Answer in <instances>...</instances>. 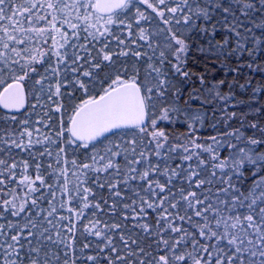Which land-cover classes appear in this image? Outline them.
Returning <instances> with one entry per match:
<instances>
[{
    "label": "snow or ice",
    "instance_id": "6c2138e0",
    "mask_svg": "<svg viewBox=\"0 0 264 264\" xmlns=\"http://www.w3.org/2000/svg\"><path fill=\"white\" fill-rule=\"evenodd\" d=\"M139 2L152 9L164 24L171 25L174 21L181 28L173 31L169 27L163 43L155 47L149 43L148 47L152 52L150 56L139 50L131 52V55L137 58V62L147 57L149 70L146 74L142 75L136 64L125 66L126 62H122L119 68L114 67V74H107L97 79L92 69H100L104 63L114 66L116 63L114 56L130 55V50L112 52L109 43L110 38L117 40L118 44L125 43L115 35L114 28L125 24L129 11L134 7L133 0H0V85H3L0 90V106L5 109L23 108L26 101L24 82L30 79L39 86L35 91L45 94L35 97L38 104L45 97L48 101H53V96L61 97V89L67 87L69 83L73 89L84 93L86 97L81 98L79 103H72L67 126L61 121L55 132L56 140H52L51 136H45V140L51 143H58L63 137L69 145H76L85 150L89 149L90 145L93 147V154L89 157L91 163H77L76 159L71 160V165L76 170L73 175L79 181L75 185V196L67 188V183L61 192L59 208L63 209L66 205H71L73 200L80 205L78 209L68 207V211L74 213L75 221L73 217H60L61 220L69 221L67 232L72 234L67 241L62 239L57 241L67 249L63 252V264H76L74 258L76 223L85 219V210L89 208L103 210L99 202L89 201V197L95 195L92 189L81 185L86 184L89 172L95 175L100 172L107 173L110 169L117 175H122L125 185L136 180L145 183L146 187L142 190L147 195L141 196L137 192L139 203L133 200L123 207L129 209L132 213L131 219L138 222L147 217L148 210L157 212L155 225L143 222L137 223L136 227L149 234H153V227L158 229L154 235L157 237L155 243L159 252L157 255L148 253L146 260L130 259L137 257L136 251L132 249V245L137 244V241L121 232L119 239L125 249V254L121 255L110 233L126 225L113 223L105 224L101 228L100 221L95 220L89 221L88 225L83 227V232L99 239L98 254L87 255L86 261L92 264H101L102 260L104 264H264V139L244 136L239 129H236L225 132L220 137L212 136L211 144H199L190 132L187 137L188 144L197 151H192V148L182 142H177L175 146L169 145L166 150L167 152L182 150L187 153L183 156L185 161H191L193 156L199 157L200 150L210 154L212 175L216 176L219 171L221 181L227 185L220 191L228 193L232 190L230 200L219 202L223 208L211 201L205 203L207 198L202 199L194 190L180 188L176 198L177 194L171 193L168 185L172 183L173 176H178L180 173L176 169H168L167 166L161 170L160 164L151 161V152L137 151L140 143L137 134L146 133L148 127H151V140L148 143L155 141L154 154L156 157L161 156V150L168 143V136L164 131L157 130L158 120L171 121L173 117L179 119L183 116L185 121H193L189 125L190 129H194L196 123L202 122L203 118L200 114L193 115L190 107L181 108L171 100L173 96L179 97L180 93L160 67L167 63L171 65L175 74L184 78L189 76L185 66L190 51V37L183 33H191L194 30L207 33L208 27H199L197 22L201 19L211 21L213 18L211 9H218L225 14V20L231 16L236 21L228 28L237 37L235 51L240 53L243 50L248 51L250 56L255 55L256 51L264 46V0H236L238 5L236 11H233L231 5L225 6L223 0H212L210 4L206 0H139ZM136 14L139 18L137 24L140 20L147 22L149 19L139 8H136ZM237 16L242 19H237ZM40 21H44L47 27L35 26ZM127 27L131 36L132 25L129 23ZM211 27V35L215 36V25ZM65 29L71 30V36ZM257 30L259 36L254 34ZM57 36L59 40L56 39ZM81 36H83L82 42ZM49 39L52 42L51 47L47 51H42L41 47L48 44ZM139 39L149 40L150 34L141 28ZM249 41L251 48L248 47ZM38 43L40 46H37ZM227 43L228 41H224V44ZM91 44L99 45L95 49V55L89 48ZM208 44L207 53H204L203 48L199 49L208 55H214L215 49L224 46L214 44L211 40ZM69 50L72 52L71 64L76 67L70 68L67 63ZM45 56L49 57V61L51 57H55L56 65L51 69L45 68V74L39 75L36 79L32 74L37 73L36 64H43ZM156 57L158 58L153 64L151 61ZM85 64L88 65V69L84 68ZM60 65H64L63 71L66 72L70 68L71 72L80 75L74 81H69L67 77L63 80L57 79L54 86L48 83L45 88L49 71L52 76H58L62 71ZM5 75L8 76L7 81L3 79ZM199 80L201 84L205 83L203 76L199 77ZM224 83L219 81L218 84H209L207 87L212 96L227 102L232 97L222 94L219 90ZM68 95L75 101L74 93ZM193 98H198V94H194ZM53 103L56 104L57 113L64 108L62 101H53ZM232 117H235V113ZM12 119L15 120V117ZM250 127L260 131L264 136V128H258L255 123ZM20 135L22 137L27 135V144L11 140V145L16 148H30L33 145L32 132L25 128ZM109 137L121 139V143L125 145L123 153L119 143L107 147L104 154L95 151L94 142L102 144L101 138L107 140ZM228 137L232 139L228 140ZM0 143L7 144L8 141L0 139ZM36 143L40 141L37 140ZM221 150L230 154L221 159L218 154ZM44 151L48 155L52 154L47 148ZM61 153H65L64 148H59L57 164L61 162ZM43 154L42 152L41 155ZM122 154L125 164L123 169L114 159L121 157ZM98 161H105L102 168L96 167ZM64 163H68L67 159H64ZM203 163L204 161L201 160L200 164ZM22 166L25 174L17 177V162L0 158V219L6 221L0 223V264H51V259L59 261L61 254L52 252L50 256L39 241L37 245H33L29 238L37 236V232L33 229L40 228V224L33 219L34 215L42 216L48 225L55 227L52 220L47 217L53 216L57 212V207L52 205L45 216V210L39 207L38 203L44 197L35 194L40 193L42 187H46L52 200H55L56 193L52 191L53 185L46 183L44 177L40 175L39 163L35 166L34 178L26 174L30 167L29 163L24 161ZM188 168L190 169L187 173L189 184H194L195 188L199 189L207 183L199 178L200 172L192 169L190 164ZM67 171V168L60 169V175L65 177V181H67ZM157 173L164 175L167 183L162 184L150 178ZM81 176L84 177L83 180L80 179ZM234 178L241 182L249 181L243 192L233 183ZM96 181L98 182V177ZM120 183L121 180L108 183L109 189L116 197H121ZM20 186L24 188L22 195L18 191ZM104 186L103 183L99 184L101 188ZM65 193H68L67 200L63 199ZM173 199L175 202H172ZM49 203L51 204V201ZM181 203L184 209L183 215L180 214ZM116 207V203L113 202L111 210H115ZM239 208H245L246 212H239ZM32 209H36L35 213ZM21 214H25L26 217V222L22 225L18 221L7 219L8 216L21 217ZM193 217L200 218L196 221L198 231L195 234L189 233L183 227V222L187 220L191 223ZM123 219L128 220L129 216L125 214ZM48 230L44 227L39 235L43 236ZM165 233L178 235L166 237ZM56 236L59 238V231L56 232ZM22 240L28 244L27 249ZM47 240L51 241L52 236H47ZM82 247L88 249L90 244L84 243ZM189 247L191 251L188 250ZM139 252L144 255V248H139ZM105 253L106 256L101 255Z\"/></svg>",
    "mask_w": 264,
    "mask_h": 264
},
{
    "label": "trees",
    "instance_id": "16d2710c",
    "mask_svg": "<svg viewBox=\"0 0 264 264\" xmlns=\"http://www.w3.org/2000/svg\"><path fill=\"white\" fill-rule=\"evenodd\" d=\"M207 3H211L212 0H206ZM225 6L231 5L233 11L238 9L236 0H223ZM134 7L129 11L128 16L125 19V24L118 25L114 28V33L121 40H124V44H118V41L110 38L109 49L112 52H119L120 50H130V55L128 57L123 56H114L113 59L116 61L115 65H109L104 63L101 65L100 69H92L94 76L99 79L105 77L107 74H114V67L119 68L122 62H126L125 66H131L136 64V67L140 70L141 74H146L148 69V59L143 57L137 62V58L131 55L132 51H141L142 53H148L152 55L151 49L148 47V44L151 43L153 47L157 44L163 43L166 30L171 27L173 31L180 29V25H176L174 21L171 25L164 24L163 20L148 8L146 4L140 3L139 0H133ZM174 6V5H173ZM136 8H139L145 16L149 17L148 21L140 20L139 24L136 21L139 19L136 14ZM212 11V20L204 21L201 19L197 22L199 27H208L209 31L207 33H201L198 30H194L191 33H183L186 36H189L190 51L188 53L187 64L185 70L189 72L187 78L181 77L174 73L170 64L160 65L164 74L170 79L171 83L176 86L179 90V97L173 96V100L177 106L181 108L190 107L192 109L193 115L200 114L202 116V122L196 123L194 129H190L189 125L193 121H185L183 116L179 119L173 117L171 121L168 120H158L156 125L157 130L164 131L168 136V143L164 145V149L161 150V156L156 157L154 154V145L155 141L148 143L151 140V131L152 128L148 127L146 133H138L137 138L140 143L137 146V151L144 150L146 153L151 152V161L153 163L160 164L161 170L167 166L168 169H176L180 175L173 176L172 183L168 185V189L171 193H176L178 198V190L184 188L186 190H194L197 192V195L202 199L207 198L205 203L211 201L213 204L223 208L219 202L221 200H230L232 196V190L228 193L220 191L221 188L226 187L227 185L223 183L220 179L221 173L217 171L216 176L212 175V161L210 154L203 153L200 150L199 157L193 156L191 161H185L183 156L187 155L182 150L167 152L169 145L175 146L177 142H182L185 145H188L190 148L192 146L188 144L187 137L190 132L195 136L196 142L199 144H211V137L217 136L220 137L221 134L225 132H231L236 129H239L244 136H255L256 138L264 139V136L261 135L260 131L250 127L251 124L255 123L258 128H264V46L256 51L255 55L250 56L248 51H241L237 53L236 40L237 37L235 34L228 30V28L235 24L236 21L228 17L225 20V14L218 9H211ZM237 19H242L237 16ZM131 24V33L129 36L128 24ZM212 25H215L216 34L215 36L211 35ZM27 26V25H26ZM35 26L37 27H47L44 21L38 22ZM143 28L146 33L150 34L149 40H140V29ZM69 36H71V30L65 29ZM243 33V29H241ZM255 35L259 36V30H257ZM59 40V36L56 37ZM213 41L214 44L224 45L222 48L215 49L214 55L204 54L207 53L209 41ZM83 41V36H81V42ZM132 41H135L133 43ZM224 41H228L227 44H224ZM52 45L51 39L48 40V44L41 47L42 51H47ZM37 46H40L39 43ZM99 45L91 44L89 48L92 49V54L95 55V49ZM248 47L251 48V42L249 41ZM203 48L204 53L199 49ZM63 51V49L61 50ZM72 52L69 50L67 63L71 67H76V65L71 64ZM151 61L155 64V59ZM83 63V61H81ZM56 65V58L44 57V63H37V73L32 74L36 79L39 78V75L45 74V68L51 69ZM248 65H251L249 67ZM61 74L58 76H52L49 71V79L45 81V88H47L48 83H52L53 86L57 79L63 80L65 77L69 81H74L80 74L71 72L70 68L68 71H63L64 65H60ZM85 69H88V65H84ZM235 70V71H233ZM203 76L205 78V83L201 84L199 77ZM83 78V77H81ZM6 81L8 76L3 77ZM219 81H224V86L220 88L222 94H227L232 97L231 100L225 102L221 101L210 94V91L207 85H216ZM10 82V81H9ZM25 89L27 92V106L26 109L20 113L12 114L8 113L0 108V139L8 141L7 144L0 143V158L6 159L9 162L15 161L18 164L16 170L17 177L21 174H25L23 169V162L27 161L30 167L27 170L28 175H31L33 178L36 174V164H40V175L45 179L46 183L53 185L52 191L56 193V199L52 200L51 195L49 194V189L46 187L41 188L40 193H36V196H43V199L39 200V207L45 210L44 215L46 216L47 211L52 205L57 207V212L47 219H51L55 227L48 225L46 220L42 216L34 215L33 219L40 224L39 229H33L37 232V236L30 237L33 245H37V241L49 252L51 256L52 252H59L61 254L60 260L51 259V264H63L64 256L63 252L67 251L64 248L63 244L58 243V239L67 241L71 233L67 232V228L70 226L68 220H61L60 217H73L75 221L74 213L68 211V207L79 208L80 205L76 203V200L72 201L71 205H66L65 208H59V203L62 199L61 192L63 191L65 183H67V188L71 191V194L75 196V185L79 182L77 177L73 175V172L76 170L71 165V160L76 159L77 163L88 162L91 163L89 157L93 154L92 145L89 146V149L85 150L83 148H78L76 145H69L65 142L64 138L61 137L58 143H51L48 140H45V136H51L52 140H56L55 132L59 128L61 121L64 125L67 126L68 116L71 112L72 103H79L81 98H86L84 93L79 90L73 89L71 83L67 87L61 89V97L53 96V101H62L64 103V108L61 112L57 113L55 111L56 104L53 101L46 100V97L41 99L38 104L36 101V96L45 94H40L35 91L39 86L34 84V80L30 79L24 82ZM243 85V87H241ZM3 85H0V90H2ZM69 93H74L76 99L73 101L69 97ZM95 94V93H93ZM194 94H198V98H193ZM35 105V107H33ZM43 105V106H41ZM235 113V117H232V114ZM15 117V120L12 119ZM27 121V123H25ZM47 125V126H45ZM27 128L32 132L33 145L30 148H16L11 145V140H16L17 142H23L27 144L28 137L27 135L21 136L20 133ZM231 137H228V140H231ZM39 140L40 143H36ZM103 140V143H96L95 151L100 154H104L107 147H112L113 143L121 144V151L123 153V148L125 145L121 143L119 137H109V139ZM111 141V143H110ZM215 147V145H213ZM51 151V155H48L45 152V149ZM59 148H64L65 153H61V162L59 164L57 161V153ZM192 151H197L195 148H192ZM44 153L41 155V153ZM221 159L226 158L230 153L224 152L221 150L219 153ZM129 157L131 154L129 152ZM64 159H67L68 163H64ZM121 168L125 167L123 154L119 158H114ZM203 160L204 163L200 164V161ZM105 161H98L96 167H103ZM191 165L192 169L200 172V179L207 181L199 189L195 188L194 184H189L187 182V173L190 170L188 165ZM51 165V168H49ZM199 165V167H197ZM67 168V181L65 177L60 175V169ZM201 169H203L201 171ZM55 170V171H54ZM231 174V173H229ZM247 175V174H246ZM98 177V182L96 178ZM153 180H158L160 183H167V178L161 174H153L151 177ZM81 180L84 179L83 176L80 177ZM121 180L120 188L121 197H116L113 195V191L109 189L108 183L116 182ZM103 183L105 186L103 188L99 187V184ZM233 183L241 189L243 192L244 189L248 186L249 181H238L236 178L233 179ZM39 187V182H37ZM90 187L95 194L94 197L90 196L89 201L91 203L99 202L102 207V211L89 208L85 210L84 216L85 219L76 223V242H75V256L76 264H92L90 261H86L87 255H97L98 249L97 244L99 239L87 235L83 232V227L87 226L89 221H100V227L103 228L105 224L120 223L126 225L122 229L114 230L110 233L113 236L114 244L120 249L121 255L125 254L124 246L122 245L119 235L121 232L125 234L126 237H131L137 241V244L132 245V249L136 251L137 257L130 259H147V254L151 253L152 255H157L159 249L156 247L157 237L154 235L158 229L153 227L152 233L149 234L144 232L141 228L136 227L137 223L147 222L149 225H155L157 212L148 210L147 217L142 221H136L131 219L132 213L129 209L123 207L126 203H131L133 200L139 203V197L136 195L137 192L141 196H146V192L143 191L146 187L145 183L139 180L130 181L128 185L123 183L122 175H117L113 170L109 172H100L98 174H93L89 172L88 179L86 184L81 185V187ZM18 191L22 195L24 192L23 186L18 188ZM163 195V194H161ZM68 193L64 194L63 199L67 200ZM51 201V204L49 203ZM105 201L107 203H105ZM115 202L117 207L115 210H111L112 203ZM175 202V199L172 200ZM180 214H184L183 204L179 206ZM35 213L36 209H32ZM239 212L245 213V208H239ZM95 213V215H93ZM127 214L129 216L128 220H124L123 216ZM191 214V213H190ZM210 215V214H209ZM211 218V216H210ZM8 220L14 222L18 221L21 225L26 222L25 214H21V217H7ZM200 220L198 217H193V221L189 223L187 220L183 222V227L189 231V233L195 234L198 229L196 228V221ZM0 223H6L4 219H0ZM177 223H180L177 221ZM203 223V221H201ZM47 227L49 230L47 233H44L43 236L39 235V232L43 231V228ZM59 231V238L56 236V232ZM107 231V229H105ZM51 235L52 240H47V236ZM166 237L169 235L175 236L178 234H164ZM199 239V237H197ZM22 243H25V249H27L28 244L22 240ZM89 243L90 248L83 249V244ZM139 248H144L145 254L141 255ZM192 249L189 247L188 249ZM101 255H107L101 254ZM101 264H104V261H101Z\"/></svg>",
    "mask_w": 264,
    "mask_h": 264
},
{
    "label": "water",
    "instance_id": "95a60500",
    "mask_svg": "<svg viewBox=\"0 0 264 264\" xmlns=\"http://www.w3.org/2000/svg\"><path fill=\"white\" fill-rule=\"evenodd\" d=\"M24 91H25V95H26V101H25V105H24L23 108H20V109H18V110H17V109H5V108H3L2 106H0V108H1L2 110L6 111V112H8V113H12V114H17V113H20V112L24 111V110L26 109L27 101H28V99H27V92H26L25 87H24ZM101 139H103V138H101Z\"/></svg>",
    "mask_w": 264,
    "mask_h": 264
}]
</instances>
